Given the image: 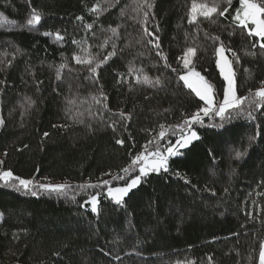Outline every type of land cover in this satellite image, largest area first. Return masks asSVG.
Segmentation results:
<instances>
[{
  "label": "trees",
  "instance_id": "obj_1",
  "mask_svg": "<svg viewBox=\"0 0 264 264\" xmlns=\"http://www.w3.org/2000/svg\"><path fill=\"white\" fill-rule=\"evenodd\" d=\"M141 2L0 0V117L5 121L0 168L35 182L60 180L69 186L63 192L36 189L33 196L0 185V264H257L264 240V109L253 110L255 119L249 120L246 102L245 112L233 113L231 120L194 124L200 139L170 158L167 173H150L120 205L107 197V186L79 187L103 180L124 184L138 172L121 169L145 145L147 151L158 146L163 151L179 138L178 131L169 130L157 143L161 124L174 129L204 105L179 79L186 70L178 58L188 47L196 49L192 66L216 97L225 85L216 65L215 47L221 42L232 49L226 54L237 95L250 96L264 86L260 38L233 21L240 0L231 5L196 0L229 11L198 17L193 24L188 22L193 0H149L147 25L141 24L143 12L133 11ZM93 5L99 15L88 11ZM32 9L42 17L35 29L27 26ZM117 26L113 35L109 29ZM144 26L159 37L170 67L147 43L152 37L144 35ZM217 36L219 41L213 39ZM113 43L117 54L95 76L72 59L93 58L95 66ZM61 64L67 67L57 79ZM145 74L159 77L162 86L137 83L136 76ZM101 93L107 110L92 100ZM26 97L35 101L31 108ZM90 108L103 112V118L89 116ZM77 113L83 123L68 118ZM113 123L115 129L109 126ZM118 139L124 143L116 144ZM237 151L244 153L239 159ZM121 175L125 180H113ZM97 194L98 213L81 207Z\"/></svg>",
  "mask_w": 264,
  "mask_h": 264
},
{
  "label": "snow or ice",
  "instance_id": "obj_2",
  "mask_svg": "<svg viewBox=\"0 0 264 264\" xmlns=\"http://www.w3.org/2000/svg\"><path fill=\"white\" fill-rule=\"evenodd\" d=\"M135 2V0H134ZM226 2L231 5L232 0H226ZM153 5L149 2V0H142L141 3H138L133 11H142L144 19L141 21L142 25H147L149 12L151 11ZM147 8L148 11H144ZM219 4H214L213 6H209L207 3H197L196 0H193L190 9L188 10V22L190 24L196 23L198 17H203L204 19H210L213 15L224 16L225 13L229 11L228 7H224L223 11H218ZM31 18L27 20V26L35 29L37 25L41 22V15L35 9H32ZM91 13L99 15V6L93 5L92 8L88 10ZM121 15H124V11H121ZM77 20H83L82 16H77ZM233 21L237 23V26L246 29L248 36H254L260 38L259 47L261 50H264V0H260L258 3L257 0H240V8L236 10V14L233 16ZM118 27L110 28L109 30L113 35H117ZM86 29H91L92 25H85ZM144 35L148 37H152L147 40V43L152 45L154 49L157 50V55L165 61V66L170 67L167 64V58L160 51V41L159 37L154 35V33L149 32L148 28L144 26ZM156 31H159V27H156ZM43 35L47 36L49 33L45 32ZM58 39H63L62 36L57 33ZM216 41L220 40V37L213 38ZM73 44H77L78 41L73 40ZM108 43V40H105L104 44L101 45V48L105 47ZM252 47H256V44H253ZM112 51L108 52L106 56L103 57L98 63H95L93 66V58H81L80 56L74 55L72 57L73 60L77 64H81L87 67V70L90 74L95 76L97 70L103 65L106 64L113 56L117 54L115 43L112 44ZM19 51V50H17ZM226 51L231 52V48H225L223 43L221 42L219 46L215 47V54L217 56L216 65L219 69L220 75L223 80L226 82L224 90H223V100L214 102L213 97V87L211 84L207 83L205 78L201 76L199 72L194 70L192 66V57L196 54V49L193 47H188L182 57H179L178 60H181L183 63V67L185 70H188L186 74L180 75L179 79L184 82V85L195 92L196 96L199 97L200 100L204 101V105L200 107L195 113H193L190 117L185 119L181 124H178L172 128L169 126L168 129L165 128L164 124L160 125V131L158 133V141H162L168 135V131L172 130L175 134L176 131L179 132V138L176 140L175 144H170L163 151L158 146L155 151H147L148 145H145V151L138 153L135 157L132 158L131 164L128 167H124L121 169L123 173H129L130 170L136 166H138V175H133L130 179L127 180L124 186L112 187L111 181L103 180L100 184H84L80 185V188H97L101 185L108 186L107 187V197L114 201L116 205H120L124 202L125 197H127L133 189H136L142 181L149 176L150 173L159 174L161 171L167 173L169 171V160L171 157H175L180 155L179 150L183 148L189 147L194 141L200 139L197 131L193 130V125L200 123L203 124V118L214 115L215 117H219L223 122L225 120L233 119V113L237 116L242 115L245 112L244 105L247 102V118L249 120L255 119L253 116V110H261L264 109V86L258 88L254 94L250 96H238L236 92L235 86V72L233 69V62L229 61L227 56L224 54ZM235 55V53H233ZM236 62H239V57H236ZM11 64V61H9ZM67 67L66 64H61L57 69V79H60V69ZM133 68L129 67V73H133ZM142 72V69L140 70ZM175 71V69H173ZM196 78L195 80L193 79ZM137 83H143L152 87L162 86V81L159 77L154 80L147 76L146 74L142 77L136 76ZM3 83V81H0ZM264 85V81L261 82ZM251 91V90H250ZM107 97L100 94L99 97L93 96L92 100L96 105H101L103 109L107 110V104L104 103ZM27 107L31 108L35 101L31 98H25ZM75 101L69 100L68 104H73ZM21 108H24V104H21ZM23 114V113H22ZM202 114V115H201ZM83 115L82 113H77V116H69V119H74L78 123H83V120L77 119L78 116ZM89 116L99 115L101 119L103 118V112L93 113L91 108L88 111ZM122 119L125 118V114L123 112L119 113ZM130 118V114H129ZM5 123L4 119L0 117V126H3ZM110 127L115 129V124H110ZM215 126V125H213ZM223 123L218 127H223ZM53 127H58L57 125H53ZM60 127H66V125H62ZM89 129L91 130V125H89ZM49 134L46 132L44 136L47 137ZM259 135V132H257ZM255 137H250V140H254ZM116 144L122 145L124 143L123 140H116ZM152 141H149L148 144H151ZM236 158L239 159L244 155V153L237 151ZM179 176V173H177ZM113 180H125L124 176H114ZM0 182L4 185L11 187L14 190H24L29 192L31 195L36 196L38 193L36 189L45 191V192H63L69 186L67 184H51V183H42V182H34L33 179L21 178L19 176L14 175L11 170L0 171ZM227 191V190H226ZM98 195H92L88 200L84 202L81 207L90 206V210L92 213H98ZM119 259V257H117ZM259 264H264V241L260 244V254H259Z\"/></svg>",
  "mask_w": 264,
  "mask_h": 264
},
{
  "label": "rangeland",
  "instance_id": "obj_3",
  "mask_svg": "<svg viewBox=\"0 0 264 264\" xmlns=\"http://www.w3.org/2000/svg\"><path fill=\"white\" fill-rule=\"evenodd\" d=\"M226 56H227V54H226V52L224 53ZM227 58H228V56H227ZM216 60H217V56H216ZM228 60H229V58H228ZM183 64V63H182ZM219 70V69H218ZM188 70H186L185 72H183L181 75H183V74H186V72H187ZM197 72V71H196ZM220 73V72H219ZM201 76H203V75H201ZM204 77V76H203ZM193 79L195 80L196 78H194L193 77ZM206 80V79H205ZM206 82L207 83H209L207 80H206ZM184 83V82H183ZM224 83L226 84V82L224 81ZM210 84V83H209ZM224 87H225V85H224ZM195 93V92H194ZM213 97H214V102H218V101H222L223 100V95L221 96V97H219V96H217L216 97V95H215V93H214V91H213ZM204 102V101H203ZM203 106H205V105H203ZM195 113V112H194ZM202 115V114H201ZM191 116V115H190ZM189 116V117H190ZM214 118H219V117H215L214 115H212V116H209V117H204L203 118V124H200V123H197V124H200V125H212V121H213V119ZM193 130H195L194 128H193ZM196 131V130H195ZM177 140V139H176ZM176 140H174V143H172V144H175V142H176ZM169 146V145H168ZM184 149V148H183ZM183 149H180L179 150V152L181 153V151L183 150ZM135 168H137V169H135V171H137L138 172V174H139V171H138V166H136ZM4 170H7V169H1L0 168V171H4ZM138 174H136V175H138ZM34 181V180H33ZM35 182V181H34ZM37 182H42V183H51V184H61V183H63L62 181H60V180H49V179H46V180H43V181H37ZM64 184V183H63ZM0 185H4L2 182H0ZM125 185V183L124 184H120V185H116V186H112V187H117V186H124ZM108 187V186H107ZM106 193H107V188H106ZM264 241V240H263ZM260 254V253H259ZM257 264H259V257H258V262H257Z\"/></svg>",
  "mask_w": 264,
  "mask_h": 264
}]
</instances>
